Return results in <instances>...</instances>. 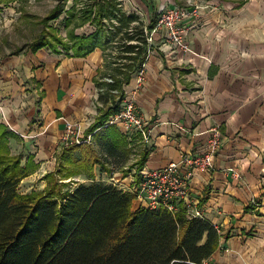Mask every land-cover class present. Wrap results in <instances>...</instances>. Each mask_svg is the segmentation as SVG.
I'll use <instances>...</instances> for the list:
<instances>
[{
    "label": "crops",
    "instance_id": "1",
    "mask_svg": "<svg viewBox=\"0 0 264 264\" xmlns=\"http://www.w3.org/2000/svg\"><path fill=\"white\" fill-rule=\"evenodd\" d=\"M147 1V21L121 9L144 26L162 6L197 9L179 25L189 52L172 45L163 30L153 28L146 37L150 49L143 83L133 98L152 135L142 145L137 135L123 134L116 126L126 137L129 155L130 144L139 148L137 159L126 167L133 175L120 183L128 188H117L132 193L142 182V171L162 169L183 155H202L209 130L218 127L221 145L212 168L194 173L188 182L190 200L219 234L218 248L203 264H264V0ZM111 51V57L95 49L83 58L48 55L43 49L23 52L21 63L37 95L20 123L0 108L5 117L0 114V123L17 136L10 140L38 138L39 149L27 153L36 162L65 133L64 120L89 118L92 123L105 107L96 83L113 73ZM135 77L123 87L125 99L132 95ZM90 124L80 123L82 138ZM38 161V168L51 163Z\"/></svg>",
    "mask_w": 264,
    "mask_h": 264
},
{
    "label": "trees",
    "instance_id": "2",
    "mask_svg": "<svg viewBox=\"0 0 264 264\" xmlns=\"http://www.w3.org/2000/svg\"><path fill=\"white\" fill-rule=\"evenodd\" d=\"M14 1L0 0V11ZM54 1L56 5L40 21L39 36L27 48L31 53L46 48L75 58L95 49L111 57L115 50L110 62L113 73L105 78L111 82L96 83L103 90L98 100L105 107L85 130L83 140L91 134L92 140H101L110 157L119 154L127 159L126 137L115 125L104 126L118 112L125 97L123 87L142 69L150 49L146 37L158 14L144 26L138 16L123 12L121 0H91L80 6V0ZM68 1L73 4L66 9ZM63 13L65 40L47 27ZM85 24L93 31L77 34ZM21 52L24 49L13 55ZM14 138L0 123V264H203L218 248V231L206 220L188 218L181 211L134 208L132 193L94 181V166L102 163L91 143L61 147L56 171L43 176L48 181L44 191L20 194L19 182L38 164L31 154L22 163L21 154L11 153L9 140ZM77 176L90 183L63 191L71 181H62Z\"/></svg>",
    "mask_w": 264,
    "mask_h": 264
},
{
    "label": "rangeland",
    "instance_id": "3",
    "mask_svg": "<svg viewBox=\"0 0 264 264\" xmlns=\"http://www.w3.org/2000/svg\"><path fill=\"white\" fill-rule=\"evenodd\" d=\"M88 1L91 0H80V2L78 1L80 3L78 5L80 6L81 3L83 4ZM120 3L126 12H138L141 19L146 21L149 19L151 10L148 6L144 7L146 4L148 5L147 0H121ZM72 4V1H68L66 9ZM55 5L56 2L54 0H16L0 11V108L3 110L6 109L8 113H13L15 118H17L18 123L25 120L27 117L28 104L33 106L32 101L37 94L31 89L33 83L26 77L27 69L24 68L25 65L21 63L24 61V58H22L23 52L18 56L13 55V53L17 49H24V52L31 54L27 45L39 36L41 19L44 18ZM157 6L155 7V11L158 9ZM65 18L66 15L63 13L56 20L47 22V27L56 30L58 35L64 40L66 37V28L64 27ZM92 31L93 27L89 24H85L75 32L82 35L89 34ZM56 47L60 49V46ZM43 50L50 55L49 53L51 52L48 49L44 48ZM61 55L65 56L64 53H61ZM57 58L62 59V57ZM32 70L35 69L33 68ZM27 74H29V72H27ZM95 107L98 108L97 106ZM0 114L1 118L3 117L2 119H5L2 112H0ZM68 122L76 124L79 127L78 132L75 131L70 135V138L68 139L69 144H74L75 139H83V131L80 125L81 122H84L85 124L91 123L89 118L87 120L83 118L75 122ZM63 135L64 133L62 132L59 136L60 138L53 143L54 148L48 149L47 154H38V158L35 159L37 162H35L36 164H38V160H42L43 163L48 161L51 163H45L42 167L39 166L37 171L22 179L17 186V191L20 194H29L33 191L42 193L44 191L48 181L44 180L43 176L48 173L49 170L51 172L56 171V155L61 147L65 146V142L62 141ZM37 139H30L23 143L18 140H10V151L14 155L21 154L24 157L22 160V163H24L25 157L29 151L39 149L40 143ZM90 143L96 148L98 154H100L98 157L102 163V167L99 165L94 166V181L111 184L126 190L128 187L121 186L120 183L123 178L129 180V176L133 175V172H131V170H126V167L137 159L136 155L139 148H136V145L130 144V155L127 159L119 154L113 158L106 154L102 147L101 140L90 139L88 144ZM62 182H69V184H66L68 185V188L63 191L72 190L77 184L90 183V181L84 180L80 176L63 180Z\"/></svg>",
    "mask_w": 264,
    "mask_h": 264
},
{
    "label": "built area",
    "instance_id": "4",
    "mask_svg": "<svg viewBox=\"0 0 264 264\" xmlns=\"http://www.w3.org/2000/svg\"><path fill=\"white\" fill-rule=\"evenodd\" d=\"M195 9L178 6L160 7L154 31L163 30L168 41L183 51H190L183 42L180 23L195 15ZM150 42V38L148 39ZM107 82L111 80L106 79ZM134 88L129 99H123L118 112L112 116L104 127L108 125L117 126L123 134H135L139 137L142 145L150 143L152 129L148 123L136 111L133 96L139 91L143 83L142 69L136 73ZM115 93V92H114ZM126 95V92H125ZM65 133L62 141L67 146L68 139L75 131L78 132V125L64 120ZM79 134V133H77ZM92 135L86 140L75 139L74 144L88 143ZM71 143V142H70ZM221 145V132L218 127L209 130V139L206 152L202 155H183L177 162H170L159 170L142 171L140 173L142 182L133 189V203L139 207L149 209H166L170 213L183 212L188 218L203 219V214L189 198V179L194 173H206L212 168L213 157ZM185 208H180L179 205Z\"/></svg>",
    "mask_w": 264,
    "mask_h": 264
}]
</instances>
